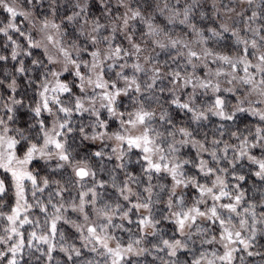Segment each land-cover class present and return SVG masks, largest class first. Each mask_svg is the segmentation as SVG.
I'll return each instance as SVG.
<instances>
[{"label": "snow or ice", "instance_id": "snow-or-ice-1", "mask_svg": "<svg viewBox=\"0 0 264 264\" xmlns=\"http://www.w3.org/2000/svg\"><path fill=\"white\" fill-rule=\"evenodd\" d=\"M0 11V264H264V0Z\"/></svg>", "mask_w": 264, "mask_h": 264}, {"label": "rangeland", "instance_id": "rangeland-1", "mask_svg": "<svg viewBox=\"0 0 264 264\" xmlns=\"http://www.w3.org/2000/svg\"><path fill=\"white\" fill-rule=\"evenodd\" d=\"M224 2H227V0H224ZM232 6H235V5H232ZM237 10H239V8ZM5 16L6 14L3 11H0V19L5 18ZM228 23H231V21H228ZM66 230L69 232L71 231L70 229H66ZM260 242L264 243V238H262Z\"/></svg>", "mask_w": 264, "mask_h": 264}, {"label": "trees", "instance_id": "trees-1", "mask_svg": "<svg viewBox=\"0 0 264 264\" xmlns=\"http://www.w3.org/2000/svg\"><path fill=\"white\" fill-rule=\"evenodd\" d=\"M206 11H208L209 13H211L212 9H211V6L209 4L208 8L206 9ZM67 229V228H66Z\"/></svg>", "mask_w": 264, "mask_h": 264}]
</instances>
